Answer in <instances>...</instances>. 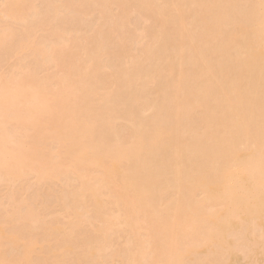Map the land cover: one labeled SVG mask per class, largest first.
<instances>
[{"label":"bare ground","instance_id":"obj_1","mask_svg":"<svg viewBox=\"0 0 264 264\" xmlns=\"http://www.w3.org/2000/svg\"><path fill=\"white\" fill-rule=\"evenodd\" d=\"M38 1L0 0V264H264V0Z\"/></svg>","mask_w":264,"mask_h":264},{"label":"rangeland","instance_id":"obj_2","mask_svg":"<svg viewBox=\"0 0 264 264\" xmlns=\"http://www.w3.org/2000/svg\"><path fill=\"white\" fill-rule=\"evenodd\" d=\"M44 0H42V2H43ZM40 2H41V0L40 1H38L37 2V4L39 5L40 4ZM44 4H45V2H43V5L41 4V5H39L38 7L40 8V10L41 11H44L45 10V6H46V4H45V6H44ZM46 10H47V7H46ZM47 11H45V12H43V13H46ZM97 13V12H96ZM43 15V14H42ZM98 15H99V13L98 14H93V15H91V16H89L90 18L88 19V20H84L85 22H86V24L83 22V24H85L86 25V28L84 27V32L86 33V31L87 32H89L90 30H91V28L90 27H88L89 25L91 26V27H93V25L95 26L96 25V21H97V19H100L101 20V18H100V16L98 17ZM41 16V15H40ZM39 16V17H40ZM44 16V15H43ZM43 16H41V20H42V17ZM36 19H37V17H36ZM36 19H35V22H38V21H36ZM40 19H37V20H40ZM134 20H135V18H134ZM99 21V20H98ZM97 21V23H100L101 21H99L98 22ZM59 23V22H58ZM82 24V25H83ZM4 25V24H3ZM88 25V26H87ZM98 25V24H97ZM83 27L80 25V29L82 28L83 29ZM90 28V29H89ZM94 28V27H93ZM92 28V29H93ZM88 29V30H87ZM38 30V29H37ZM86 30V31H85ZM36 31V30H35ZM40 30H38V31H36V32H39ZM82 32H83V30H81ZM83 32V33H84ZM40 34L42 33V32H39ZM45 33V32H44ZM81 33V32H80ZM82 33V34H83ZM84 33V34H85ZM39 34V35H40ZM86 34H88V33H86ZM41 35H43L44 36V34H41ZM40 35V36H41ZM46 39H48L47 37H46ZM50 39V38H49ZM52 42H54V39H50ZM52 42H50L49 41V44L51 43L52 44ZM50 44V45H51ZM9 60V59H8ZM13 60V59H12ZM11 60V58H10V61H12ZM17 60V59H16ZM7 61V60H6ZM108 61V60H107ZM106 61V62H107ZM15 62V63H14ZM11 63V62H10ZM17 62L15 61V60H13V62L11 63V66H10V64H9V62H8V64L9 65H7V62L5 63V62H3V64H6V65H3V67L4 68H6L7 69V72H9L8 70H10L11 71V67H12V64H14L13 65V69H14V67H15V64H16ZM44 65H46V64H43V65H41V66H43L42 67V69H44ZM6 66V67H5ZM32 66V65H31ZM48 66L49 65H47L46 67H45V70L43 71V72H45L46 71V69L48 68ZM10 67V69H8ZM34 68H36V66H33ZM37 67L39 68H37V70L39 71L40 70V65L38 66L37 65ZM51 67V66H50ZM49 70H50V68H49ZM39 73H42V71L41 72H39ZM73 177H75V176H72V178ZM77 177H75V179L73 178L72 180H71V182L73 183V186H72V188L73 187H75V186H77L78 184H79V182H78V180L76 179ZM65 180L63 179L61 182L60 181H54V182H52L49 186H47L46 188H45V192H47L48 191V189H52V192H54L55 194H57V196L59 195L60 196V198H61V196L62 195H64V194H66L65 193V191H66V189H69L70 191H72V189H70V188H68L66 185H65V182H64ZM64 182V183H63ZM22 183H23V181L22 180H20V181H18V182H16V183H13V182H10V181H8V180H1L0 181V203H4V204H7V202H8V197H7V195H6V193H8V192H10V191H12V190H15L17 187H19V186H21L22 185ZM26 183H29L31 186H33L32 188L33 189H31L30 191H29V195H33V192H34V190H36V188H37V184H36V182H35V180L33 179V177H31V178H28V180H27V182ZM63 184L65 185V187H67V188H65L64 186H63ZM68 191V190H67ZM62 192H64V194H61ZM69 192V191H68ZM70 193V192H69ZM69 193H67V194H69ZM65 195V196H68V195ZM45 198H47V197H45V195H43V196H41L40 198H39V200H40V202L41 203H43V200H46ZM60 202L61 203H63L62 202V200L60 199ZM59 204V206H60V203H58ZM90 209V207L89 208H87L86 209V211L88 210V211H90L89 210ZM92 209V208H91ZM93 210V209H92ZM57 211H60V208H57L56 209V212ZM85 211V210H84ZM85 211V213H87ZM91 212V211H90ZM49 214V213H48ZM88 214V213H87ZM56 215H58L59 217H60V219L62 220L63 219V216L60 214V213H56ZM117 220V219H116ZM115 220V221H116ZM120 220V219H119ZM119 220H117V222L115 223L114 222V224L116 225V226H118V223L119 224H121L120 222H121V220L119 221ZM85 226H89V227H91V224L90 225H85ZM120 226V225H119ZM89 227H87V228H89ZM122 227L123 226H121V227H118V228H120L121 230H123L122 229ZM123 228H125V227H123ZM90 229H92V227L90 228ZM34 234L35 235H42V231H40V228H39V230H35L34 231ZM112 239H113V241H114V245L115 246H113L111 249H110V251L111 252H114V251H117V250H119L120 248H122L123 246H125L126 245V242H127V234H123V232H121V231H119V233L118 234H115V235H113V237H112ZM117 243H118V245H117ZM114 264H121V262L119 261V260H116L115 262H114Z\"/></svg>","mask_w":264,"mask_h":264}]
</instances>
